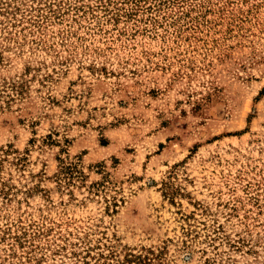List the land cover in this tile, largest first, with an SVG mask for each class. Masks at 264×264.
<instances>
[{"label":"rangeland","instance_id":"1","mask_svg":"<svg viewBox=\"0 0 264 264\" xmlns=\"http://www.w3.org/2000/svg\"><path fill=\"white\" fill-rule=\"evenodd\" d=\"M0 264H264V0H0Z\"/></svg>","mask_w":264,"mask_h":264}]
</instances>
